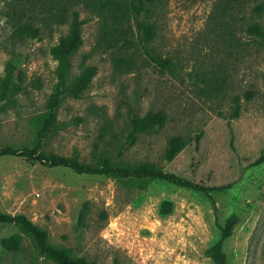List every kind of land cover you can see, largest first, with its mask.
I'll return each instance as SVG.
<instances>
[{
	"label": "rangeland",
	"instance_id": "obj_1",
	"mask_svg": "<svg viewBox=\"0 0 264 264\" xmlns=\"http://www.w3.org/2000/svg\"><path fill=\"white\" fill-rule=\"evenodd\" d=\"M260 3L162 0L140 15L157 26L146 45L134 16L108 20L121 32L103 42L101 13L84 2L76 6L85 23L70 80L86 66H96V73L81 97L63 96L58 126L40 150L88 163L104 153L182 177L196 173L207 191L160 178L142 186L133 177L1 155L0 208L28 215L52 243L94 264H216L207 250L236 215L224 241L229 264H264V161L257 162L264 155V36L247 32L254 22L264 26V9L255 10ZM66 6L64 0H0V93L9 77L19 86L0 101V147L35 146L33 119L46 111L58 82L52 46L70 28ZM60 13L65 17L55 19ZM27 22L40 33L22 32ZM127 35L132 41L125 44ZM154 55L173 64L163 66ZM158 110L168 113L164 125L130 137L134 116ZM175 135L191 142L168 160ZM17 231L0 222V264H57L25 234L21 249L4 248L1 238Z\"/></svg>",
	"mask_w": 264,
	"mask_h": 264
},
{
	"label": "trees",
	"instance_id": "obj_2",
	"mask_svg": "<svg viewBox=\"0 0 264 264\" xmlns=\"http://www.w3.org/2000/svg\"><path fill=\"white\" fill-rule=\"evenodd\" d=\"M65 1L67 3L66 15L69 19L70 28L68 34L62 36L59 42L52 46V52L59 60L57 68L58 82L55 92L48 100L46 111L35 116L33 119V123L36 127L35 146L30 147L27 145L16 147L7 144L0 147V156L19 155L34 163H40L50 167L66 166L79 173L105 174L120 178L133 177L142 186L147 184L148 178H160L180 186L207 191L209 187L203 180L198 178L196 173L192 174L190 177H182L174 171L165 170L151 162L125 163L115 161L111 156L104 153H102L95 162L88 163L80 160L76 155L64 156L57 153H45L40 150L42 139L48 132L56 129L58 126V108L62 102L63 96L69 94L73 97H81L84 91L89 87L96 73V66H86L77 78L70 80L73 56L83 43L82 32L85 23V19L81 18L80 10L76 9V6L84 2L92 10L101 13L104 19L103 30L105 29L100 38L103 42L108 40L109 35L120 31L118 28L112 29V27H109V25L106 24L108 20H114L116 22L118 19L127 20L129 16H134L138 27L139 42L146 45L155 40L157 26L155 22L147 18H140V15L144 11L151 12L162 0H128L124 5L113 0H100L99 3L90 2V0H64V2ZM263 9L264 3L255 6V10L258 13H261ZM54 17L55 19H62L65 17V14H56ZM21 31L36 35L40 33V27H35L33 23L27 22L25 25L21 26ZM247 32L262 37L264 36V26L259 22H254L248 25ZM121 36L122 35L116 36L115 38L120 40ZM122 41L127 44L132 40L130 36L127 35L123 36ZM153 59L163 66L173 64L170 58H164L161 55H154ZM16 87H19L18 84L14 82L12 77H9L3 85V90L0 93V101L7 99L10 92ZM239 106L240 102L237 100L236 115L239 113ZM167 119L168 113L165 110L150 111L144 116H134L131 119L132 131L130 137L135 138L139 132H146L157 125H164ZM194 141H198V136ZM190 142L191 140H188L184 136H172L166 148L165 157L168 160H173ZM261 161H264V155H261L257 159V162ZM236 219V215H232L227 220L225 225L221 227L220 240L212 244L207 250L208 256L216 264H229L224 249V241L232 235ZM0 222L14 224L18 229V231L12 235L1 238V244L7 250L17 251L21 249L23 235L25 234L32 239L47 258L54 260L57 264H94L83 256H75L71 247L52 243L48 231L35 223L24 213L12 214L0 208ZM115 264L119 263L116 262Z\"/></svg>",
	"mask_w": 264,
	"mask_h": 264
}]
</instances>
